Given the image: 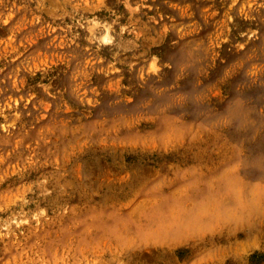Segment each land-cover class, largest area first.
I'll list each match as a JSON object with an SVG mask.
<instances>
[{"label":"rangeland","instance_id":"obj_1","mask_svg":"<svg viewBox=\"0 0 264 264\" xmlns=\"http://www.w3.org/2000/svg\"><path fill=\"white\" fill-rule=\"evenodd\" d=\"M0 264H264V0H0Z\"/></svg>","mask_w":264,"mask_h":264}]
</instances>
